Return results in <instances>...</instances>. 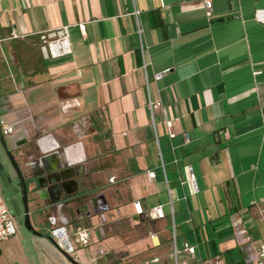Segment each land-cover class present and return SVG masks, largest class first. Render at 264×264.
Segmentation results:
<instances>
[{"label": "crops", "instance_id": "1", "mask_svg": "<svg viewBox=\"0 0 264 264\" xmlns=\"http://www.w3.org/2000/svg\"><path fill=\"white\" fill-rule=\"evenodd\" d=\"M204 1L0 0V139L34 231L15 216L0 264H75L47 235L60 215L92 229L77 264H257L264 0ZM61 27L71 54L45 60L40 33Z\"/></svg>", "mask_w": 264, "mask_h": 264}, {"label": "built area", "instance_id": "2", "mask_svg": "<svg viewBox=\"0 0 264 264\" xmlns=\"http://www.w3.org/2000/svg\"><path fill=\"white\" fill-rule=\"evenodd\" d=\"M205 8L208 11L210 9V2L204 1ZM139 13L134 11V15L137 16ZM78 28L83 33L84 25H78ZM11 38H17L15 34H12ZM3 40L0 39V42ZM39 51L41 56L45 60H52L65 57L71 54V48L69 43L68 28L61 27L58 29L46 31L40 33V45ZM163 73H157L154 75V80L158 81L162 77ZM151 118L158 110L162 109L160 102L149 101L148 104ZM166 128L169 131V136L173 137L171 133V124L168 120L164 121ZM13 132V125L8 124L4 120H0V135L8 136ZM188 183L192 187L194 192L198 191L197 183L193 170L190 166L186 167ZM150 180L155 178L154 173H148ZM137 207V205L135 206ZM150 215L156 219H163L164 212L161 206L152 208ZM59 223L48 229L47 235L49 239L54 243L56 248L64 255L69 257L73 262L78 261L77 249L85 250L91 245L92 242V229L89 227H69L64 217H58ZM18 233L17 224L11 211L8 209L6 202L0 192V244L6 240L15 237ZM184 251L193 254V248H185ZM257 264H264V237L256 249ZM158 259L151 260L145 264H155ZM96 264V263H94ZM207 264H222L219 259L209 261Z\"/></svg>", "mask_w": 264, "mask_h": 264}, {"label": "flooded vegetation", "instance_id": "3", "mask_svg": "<svg viewBox=\"0 0 264 264\" xmlns=\"http://www.w3.org/2000/svg\"><path fill=\"white\" fill-rule=\"evenodd\" d=\"M10 155H11V153H10ZM11 172H12V174H11ZM11 172L6 171L5 168H3V166L0 167V182L2 184V191H0V192H1V194L4 195V192L7 191L10 194V196L14 202H16L17 195L19 194V197L21 198V207H20L21 208V214L18 213L17 217H19V219L24 221L21 187H20V184L18 182V179L16 177L14 170L12 169ZM11 175L14 176L12 179L10 178ZM13 216L15 218L16 215L13 214Z\"/></svg>", "mask_w": 264, "mask_h": 264}, {"label": "water", "instance_id": "4", "mask_svg": "<svg viewBox=\"0 0 264 264\" xmlns=\"http://www.w3.org/2000/svg\"><path fill=\"white\" fill-rule=\"evenodd\" d=\"M2 142V141H1ZM26 141H23L22 143L24 144ZM21 143V144H22ZM2 147L5 149L6 151V155L8 157L9 163L12 167V169L14 170L16 177L18 179V182L20 184L21 187V192H22V205H23V219H24V226L29 230V231H33L32 226L30 225V221H29V216H28V207H27V187L24 181V178L21 174V171L18 167V165L16 164V162L14 161V159L12 158V156L10 155V152L8 151L6 145L4 143H2ZM77 264V263H75Z\"/></svg>", "mask_w": 264, "mask_h": 264}, {"label": "rangeland", "instance_id": "5", "mask_svg": "<svg viewBox=\"0 0 264 264\" xmlns=\"http://www.w3.org/2000/svg\"><path fill=\"white\" fill-rule=\"evenodd\" d=\"M2 142L0 139V167L3 166V168H5L6 171L11 172L12 171V167L9 163L8 157L6 155V151L5 149L2 147ZM4 198H5V202L6 205L8 207V209L15 214L16 216L18 215V213H21V198L19 197V194L17 195V200L16 202H14L10 196V194L5 191L4 192Z\"/></svg>", "mask_w": 264, "mask_h": 264}]
</instances>
